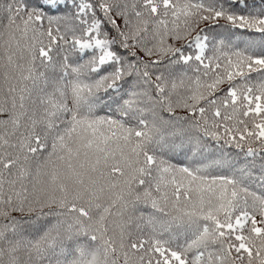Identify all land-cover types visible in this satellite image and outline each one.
<instances>
[{
	"label": "snow or ice",
	"instance_id": "obj_1",
	"mask_svg": "<svg viewBox=\"0 0 264 264\" xmlns=\"http://www.w3.org/2000/svg\"><path fill=\"white\" fill-rule=\"evenodd\" d=\"M0 264H264V0H0Z\"/></svg>",
	"mask_w": 264,
	"mask_h": 264
}]
</instances>
